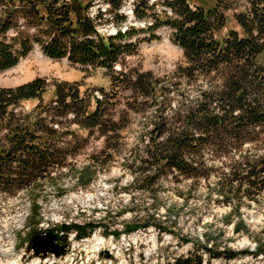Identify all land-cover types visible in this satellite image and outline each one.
<instances>
[{
	"label": "trees",
	"instance_id": "obj_1",
	"mask_svg": "<svg viewBox=\"0 0 264 264\" xmlns=\"http://www.w3.org/2000/svg\"><path fill=\"white\" fill-rule=\"evenodd\" d=\"M160 1L165 9L159 15L155 5ZM93 2L0 0V72L16 66L31 49L30 37L11 34L24 17L27 25H35L47 37L36 40L48 56L103 68L113 81L111 90L99 88L101 96L88 94L78 82H56L48 102L46 78L16 87L0 86V194L36 191L52 183L53 174L66 165L61 134L77 135V126L81 133H98L103 140L98 154L102 167L121 160L133 175L130 187L147 191L153 199L150 205L134 204L132 211L145 213L144 223L132 224L126 233L153 225L174 233L157 215L164 178L209 182L208 196L216 195L215 201L233 207L224 223L233 224L236 233H249L242 207L264 198V0H208L209 4L133 0L136 18L148 23L141 30L155 32L169 26L183 50V62L164 77L149 71L116 70L132 45L116 41L131 38L136 30L129 27L115 36L101 34L96 21L105 12L92 17ZM108 3L114 19L127 20L120 13L124 0ZM230 15L239 29L232 28L221 38ZM126 93L127 108L117 117L119 99ZM27 100L39 103L26 111L22 104ZM134 115L144 119L147 130L129 151L124 131ZM92 177L87 166L78 180L89 183ZM213 177L217 178L214 185ZM32 218L35 224L42 219L38 198L32 201ZM88 226L94 227L89 223L63 229L76 227L78 238L85 239L92 231H87ZM121 233L112 232L116 237ZM205 238L208 244L215 240ZM204 249L212 259L239 256L229 249L215 252L207 244ZM244 253L264 256V242L258 240L256 252ZM204 261L197 255L168 264Z\"/></svg>",
	"mask_w": 264,
	"mask_h": 264
},
{
	"label": "rangeland",
	"instance_id": "obj_2",
	"mask_svg": "<svg viewBox=\"0 0 264 264\" xmlns=\"http://www.w3.org/2000/svg\"><path fill=\"white\" fill-rule=\"evenodd\" d=\"M191 2L209 4L208 0ZM110 9L108 0H94L89 10L92 17L105 12V16L96 21L101 34L115 36L120 29L126 31L129 27L136 30L131 38L116 41L132 44L125 53L124 64H117V71H149L157 77H164L183 62V50L175 43L169 26L163 25L155 32L142 31L148 23L136 18L133 0H124L120 10L127 16L126 21L114 19ZM164 9L161 1L156 2L155 11L159 15ZM232 28L239 29V26L230 15L220 37L226 36ZM18 33L31 38V49L16 66L0 72L1 87H16L38 77L46 78L49 83L44 96L46 102L53 97L56 82H78L82 90L88 89V94L98 96H101L99 88L111 90L113 81L105 69L73 63L68 57L54 59L48 56L36 40L39 36L47 37L40 34L35 25H27L24 17L11 30L13 36ZM126 96L127 93L119 99L117 117L127 108ZM38 103V100H27L22 108L31 111ZM145 125L142 117H132L130 126L124 131L127 150L131 151L140 134L147 130ZM76 127L77 135L61 134L65 140L61 147L66 148V165L53 174L52 183H44L43 188L36 191L0 194V264H168L179 257L194 258L197 255L203 256V264H264L263 254L244 253L245 250L256 252L258 240L264 242V198L261 203L253 201L243 205L241 211L250 231L236 233L233 224L224 223L232 205L218 203L216 195L210 198L209 182L206 181L197 184L173 178L161 181L157 215L174 233L162 231L154 225L126 233V228L132 224L144 223L145 213L132 211L134 204L150 205L153 199L147 191L130 187L133 175L121 160L102 167L98 154L103 140L98 138V133H81ZM87 166L93 177L89 183H82L78 176ZM216 180L211 178V184L214 185ZM127 187L131 188L130 191L126 190ZM34 198H38L40 205L42 219L39 224H35L32 218ZM89 223L94 227L88 226L87 231H92L85 239L78 238L80 230L76 227L63 229L66 225L85 227ZM113 231L122 233L116 237ZM43 232L57 234L60 243L68 245L65 253L36 256L32 239ZM207 235L215 240L208 244ZM206 244L215 252L229 249L239 252V256L232 260L224 257L212 259L204 249Z\"/></svg>",
	"mask_w": 264,
	"mask_h": 264
},
{
	"label": "water",
	"instance_id": "obj_3",
	"mask_svg": "<svg viewBox=\"0 0 264 264\" xmlns=\"http://www.w3.org/2000/svg\"><path fill=\"white\" fill-rule=\"evenodd\" d=\"M67 246V244L62 245L59 236L51 232H43L32 239V248L36 256L49 253L60 256L65 253Z\"/></svg>",
	"mask_w": 264,
	"mask_h": 264
}]
</instances>
